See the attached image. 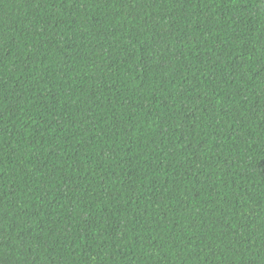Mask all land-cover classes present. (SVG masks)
<instances>
[{
	"label": "trees",
	"instance_id": "obj_1",
	"mask_svg": "<svg viewBox=\"0 0 264 264\" xmlns=\"http://www.w3.org/2000/svg\"><path fill=\"white\" fill-rule=\"evenodd\" d=\"M27 263L264 264V0H0V264Z\"/></svg>",
	"mask_w": 264,
	"mask_h": 264
},
{
	"label": "bare ground",
	"instance_id": "obj_2",
	"mask_svg": "<svg viewBox=\"0 0 264 264\" xmlns=\"http://www.w3.org/2000/svg\"><path fill=\"white\" fill-rule=\"evenodd\" d=\"M224 10V9H223ZM34 236V235H33ZM32 238V237H31ZM36 238V237H35ZM37 239H39V238H37ZM40 240V239H39ZM40 243H42V242H40ZM49 245V244H48ZM68 247V246H67ZM48 248V247H47ZM65 251V250H64ZM59 252V251H58ZM52 255V254H51ZM64 255V254H63ZM53 256V255H52ZM56 257H57V255H56ZM23 261V260H22ZM31 263V262H30ZM27 264H29V263H27Z\"/></svg>",
	"mask_w": 264,
	"mask_h": 264
}]
</instances>
